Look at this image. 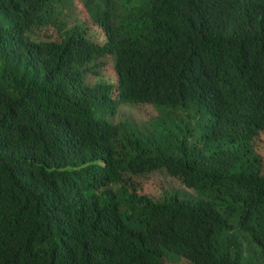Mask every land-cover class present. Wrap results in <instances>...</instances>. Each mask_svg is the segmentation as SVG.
Wrapping results in <instances>:
<instances>
[{
  "label": "trees",
  "instance_id": "1",
  "mask_svg": "<svg viewBox=\"0 0 264 264\" xmlns=\"http://www.w3.org/2000/svg\"><path fill=\"white\" fill-rule=\"evenodd\" d=\"M262 136L264 0H0V264H264Z\"/></svg>",
  "mask_w": 264,
  "mask_h": 264
},
{
  "label": "rangeland",
  "instance_id": "2",
  "mask_svg": "<svg viewBox=\"0 0 264 264\" xmlns=\"http://www.w3.org/2000/svg\"><path fill=\"white\" fill-rule=\"evenodd\" d=\"M104 71H106V69H104V68L99 69V73L100 74H102ZM129 109H132V108L126 107L125 111H129L130 113L133 112L132 114H134V116H135V118L137 120L141 119V118H138V115L140 114L141 110H134V111L131 112ZM260 140L264 141V136H262L260 138ZM261 155H262L263 164H264V149L262 150V154ZM152 177H155V178L163 180L166 184H168V186L170 188H172L173 186L180 187L182 185L181 180L172 177L170 174H168L167 172H164V171L156 172L155 174H153ZM192 191H194V190H192Z\"/></svg>",
  "mask_w": 264,
  "mask_h": 264
}]
</instances>
